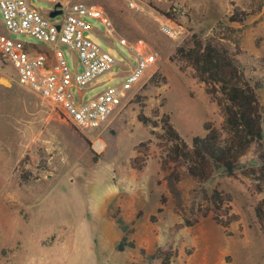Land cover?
Listing matches in <instances>:
<instances>
[{
    "label": "rangeland",
    "instance_id": "rangeland-1",
    "mask_svg": "<svg viewBox=\"0 0 264 264\" xmlns=\"http://www.w3.org/2000/svg\"><path fill=\"white\" fill-rule=\"evenodd\" d=\"M87 1L112 23L108 35L100 20L86 18L91 39L116 65L83 92L73 88L76 98L119 86L136 65L119 39H141L160 59L108 121L88 131L20 86L0 58V264H264L257 147L246 149L232 175L212 168L207 180L195 179L184 159L172 160L163 123L167 114L189 148L206 135L205 125L222 128L218 93L177 52L211 42L227 49L255 89L264 130V0ZM31 4L52 9L43 0ZM237 13L242 21H231ZM168 14L184 27L178 40L160 29ZM13 38L52 51L28 35ZM61 50L81 73L74 54ZM216 191L222 202L213 200Z\"/></svg>",
    "mask_w": 264,
    "mask_h": 264
},
{
    "label": "built area",
    "instance_id": "built-area-1",
    "mask_svg": "<svg viewBox=\"0 0 264 264\" xmlns=\"http://www.w3.org/2000/svg\"><path fill=\"white\" fill-rule=\"evenodd\" d=\"M43 1L52 6L46 14L32 5L31 0H0V58L13 67L20 86L51 102L65 119L77 127L97 130L157 64L160 55L141 39L135 43L119 39L136 58V65L129 71L125 69V79L119 86L109 87L88 101L82 100L83 94L76 98L73 88L83 92L96 77L116 65L113 56L91 39L89 32L92 26L86 18L100 20L108 35L113 33L112 23L100 6L87 0ZM130 6L134 7V4L130 2ZM55 10L61 11L57 15L60 19L52 22L49 14ZM173 14L185 18L181 8L174 7ZM160 29L173 40L184 35L183 25L171 17L164 18ZM16 34L31 36L52 51H38L39 47L33 44L14 39ZM62 46L67 47L76 62L82 65L81 73L69 69Z\"/></svg>",
    "mask_w": 264,
    "mask_h": 264
},
{
    "label": "trees",
    "instance_id": "trees-1",
    "mask_svg": "<svg viewBox=\"0 0 264 264\" xmlns=\"http://www.w3.org/2000/svg\"><path fill=\"white\" fill-rule=\"evenodd\" d=\"M168 17H171L170 14ZM230 20L240 22L242 18L237 13ZM177 52L183 53L191 61L208 92L218 93L216 99L224 123L221 129L205 125L206 135L194 137L189 148L170 122L169 116L164 115L166 140L171 143L170 150L174 154L172 160L184 159L193 178L207 180L212 168L223 169L228 175H232L246 149L255 145L262 162L258 168L259 180L264 183L263 115L255 89L225 48L217 47L211 42L205 46L197 42L193 48L187 51L179 48ZM139 120L144 124L148 123L145 116L140 115ZM212 198L216 202H222L217 191ZM256 214L264 233V200L257 206Z\"/></svg>",
    "mask_w": 264,
    "mask_h": 264
},
{
    "label": "water",
    "instance_id": "water-1",
    "mask_svg": "<svg viewBox=\"0 0 264 264\" xmlns=\"http://www.w3.org/2000/svg\"><path fill=\"white\" fill-rule=\"evenodd\" d=\"M60 4L57 5V7H59ZM61 14V11L60 10H55V11H52L50 14H49V17L50 18H54L56 17L57 15H60Z\"/></svg>",
    "mask_w": 264,
    "mask_h": 264
},
{
    "label": "bare ground",
    "instance_id": "bare-ground-1",
    "mask_svg": "<svg viewBox=\"0 0 264 264\" xmlns=\"http://www.w3.org/2000/svg\"><path fill=\"white\" fill-rule=\"evenodd\" d=\"M96 146H97L98 149H102L103 148V144L101 142H97Z\"/></svg>",
    "mask_w": 264,
    "mask_h": 264
},
{
    "label": "crops",
    "instance_id": "crops-1",
    "mask_svg": "<svg viewBox=\"0 0 264 264\" xmlns=\"http://www.w3.org/2000/svg\"><path fill=\"white\" fill-rule=\"evenodd\" d=\"M41 47H39L38 49H40ZM49 58H50V60H52V56H49ZM134 66H128L127 67V70L129 71V70H131L132 68H133Z\"/></svg>",
    "mask_w": 264,
    "mask_h": 264
}]
</instances>
